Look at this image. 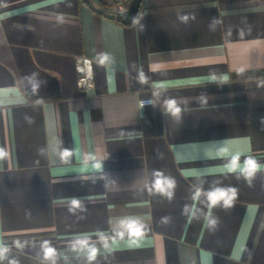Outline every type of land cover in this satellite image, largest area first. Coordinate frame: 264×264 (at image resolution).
<instances>
[{"label": "crops", "instance_id": "1", "mask_svg": "<svg viewBox=\"0 0 264 264\" xmlns=\"http://www.w3.org/2000/svg\"><path fill=\"white\" fill-rule=\"evenodd\" d=\"M127 2L0 0V264H264V0Z\"/></svg>", "mask_w": 264, "mask_h": 264}, {"label": "built area", "instance_id": "2", "mask_svg": "<svg viewBox=\"0 0 264 264\" xmlns=\"http://www.w3.org/2000/svg\"><path fill=\"white\" fill-rule=\"evenodd\" d=\"M75 67L78 73L77 85L85 95H90L95 86V74L93 60L85 55H79L75 59ZM150 100H142L141 106L149 104Z\"/></svg>", "mask_w": 264, "mask_h": 264}, {"label": "water", "instance_id": "3", "mask_svg": "<svg viewBox=\"0 0 264 264\" xmlns=\"http://www.w3.org/2000/svg\"><path fill=\"white\" fill-rule=\"evenodd\" d=\"M142 0H131L128 8L118 11L117 17L126 24H131L135 21L140 10Z\"/></svg>", "mask_w": 264, "mask_h": 264}, {"label": "trees", "instance_id": "4", "mask_svg": "<svg viewBox=\"0 0 264 264\" xmlns=\"http://www.w3.org/2000/svg\"><path fill=\"white\" fill-rule=\"evenodd\" d=\"M130 3H131V0H128V2L126 3V7H129ZM117 13H118V11L112 13L111 16H112L113 18H116V19H118V20H121V19H119V18L117 17Z\"/></svg>", "mask_w": 264, "mask_h": 264}, {"label": "snow or ice", "instance_id": "5", "mask_svg": "<svg viewBox=\"0 0 264 264\" xmlns=\"http://www.w3.org/2000/svg\"><path fill=\"white\" fill-rule=\"evenodd\" d=\"M249 165H250L252 168H255V165H254L251 161H249Z\"/></svg>", "mask_w": 264, "mask_h": 264}, {"label": "clouds", "instance_id": "6", "mask_svg": "<svg viewBox=\"0 0 264 264\" xmlns=\"http://www.w3.org/2000/svg\"><path fill=\"white\" fill-rule=\"evenodd\" d=\"M250 174V173H249ZM228 202L227 201H225V204H227Z\"/></svg>", "mask_w": 264, "mask_h": 264}]
</instances>
